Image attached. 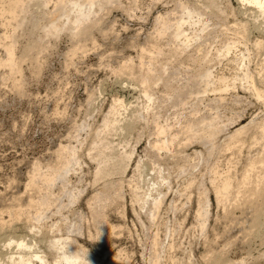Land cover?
<instances>
[{"label":"rangeland","instance_id":"rangeland-1","mask_svg":"<svg viewBox=\"0 0 264 264\" xmlns=\"http://www.w3.org/2000/svg\"><path fill=\"white\" fill-rule=\"evenodd\" d=\"M83 1L23 0L18 25L0 16V41L12 35L22 59L13 76L0 66V259L9 264L8 253L19 251L4 240L8 234L43 264L55 263L57 240H70L68 251L86 253L90 264H118L116 254H128L131 264H264V221L251 232L256 206L243 194L253 184L235 191L245 168L252 179L264 174V134L256 128H264V96L252 91L253 84L264 90V19L243 12L238 0H108L74 22V4ZM183 6L198 11L199 22L182 23L173 41ZM51 22L60 26L56 34L47 30ZM76 24L81 30L71 35ZM185 35L192 38L187 47L180 45ZM37 42L44 48L35 55ZM154 43L160 53L154 60L143 54L137 65ZM195 52L199 63L187 60ZM125 63L140 77L137 66H159L158 78L145 83L150 100L127 69L118 73ZM202 65L211 70L206 86L189 80ZM217 77L226 78V89ZM116 98L123 104L104 128ZM240 127L242 140L232 144ZM164 139L167 146L159 147ZM101 142L111 144L107 155L127 154L118 165L102 160L113 167L107 175L94 172ZM60 146L77 158L46 185L42 179L62 166ZM222 179L231 186L217 199ZM40 196L49 199L47 208L29 206ZM36 212L42 215L34 218Z\"/></svg>","mask_w":264,"mask_h":264},{"label":"bare ground","instance_id":"bare-ground-1","mask_svg":"<svg viewBox=\"0 0 264 264\" xmlns=\"http://www.w3.org/2000/svg\"><path fill=\"white\" fill-rule=\"evenodd\" d=\"M238 1L240 2V4L244 5L243 12L247 11V12H250V15L254 16L255 18L261 17L262 19H264V7H262V5H264V0H238ZM45 2H46V0H45ZM107 2H109V1L108 0H84L83 3H81V4H74V5H76V8H78V10H79L78 13L76 14V16L74 17V22H82L84 19L88 18L89 14H90L89 9L92 8L94 5L99 6V9H100V6L105 5V3H107ZM0 3H1L0 16L6 14L10 19L15 20L17 25L22 22V18L20 17L21 16L20 14L22 13L23 8H24L23 7V0H1ZM82 8L84 9L83 11L81 10ZM182 9L184 10L183 17H181L180 20L176 22V26H175L176 31L171 34V39L173 41H175L176 38L180 35V33H181L180 32V26L182 23L187 22L189 24H193V23L199 22V12L198 11H196L193 8H188L186 6H183ZM62 14L64 16H66L67 13L65 11H63L61 13V15ZM97 21H98V19H95V23H98ZM261 28L263 29L264 26H262ZM59 29H60V26H59L58 22H51L48 25L47 30L51 34L52 33L56 34ZM73 29L75 31H73V32L71 31V35H74V34H76L75 32H78V30H81L80 26L77 24L73 27ZM165 30H166V27L164 26V24H162L157 31L158 35L163 34L165 32ZM3 37L4 38L10 37V39H9V41H6V40L0 41V44L2 45L3 50H4V56L0 58V66L2 65L3 67L4 66L7 67V69H8L7 71L9 72V76H13L14 73H17V71H19V64L21 63L20 61H22V59L20 60L18 58H15V42L13 41V36L12 35L8 36L5 33L3 35ZM191 39H192L191 37H186V35H185V37H183V39L180 41V45L187 47L189 45V42ZM258 43L259 42H257L256 44H258ZM231 45H233V43H231L230 45L227 44L224 47V49L222 51L223 55H225L230 50ZM43 48H44V44L42 46L39 42H37L33 45V47H31V51H32V53L37 55L36 53L42 51ZM75 50H76V48H73V52ZM168 50L170 52H173V53H177V51H182L177 46H171L170 48H168ZM195 50L196 49H194V51ZM145 51H144V53L139 54L140 57L139 56L138 57L141 60H139V63L137 65H140L142 63V58L145 56L149 60H154V58L160 53L161 48H160V46H158L157 44L154 43L150 46V48L146 52ZM143 54H146V55L143 56ZM187 60H190L191 63H199V61H200L199 54L196 52L192 53V54H190V57L187 58ZM125 64H124V67H121V65H119L120 68L119 69L117 68L118 73H124L127 69L128 74L130 76H132L133 79L138 80L141 84L134 83L133 81H132V83L134 85L139 86V89L142 92L143 96L146 97L148 100H150V94L148 93L147 89L145 88V83L150 81L151 79H153L155 77L158 78V75H156V74H158L157 68H159V66L155 65V64L151 65L152 68L150 66L149 67L150 70L147 69L148 71H145V72L143 71L141 66H137L138 69L140 70V72L143 73V75L140 77L139 74H136V71L134 69V65L132 66L128 63L126 65ZM132 69H134V70H132ZM152 69H153V72H152ZM244 75L249 77L247 72H244ZM210 79H211V70L208 67H206L205 65H202L199 68H197L196 71L189 77L190 81H195L196 83L202 82L204 86H206V84L208 83V81H210ZM218 79L220 81H222L223 88L221 90L226 89L228 86V84L226 82V78L217 77L216 80H218ZM15 84H16V82H15ZM142 84H143V88L141 87ZM17 85H18V83H17ZM188 87L190 89L193 88L192 84H189ZM132 89L133 88H131V90ZM216 90H218V87L216 88ZM252 91H253V94L258 98L264 96V90H261L260 88H258L254 84L252 87ZM174 92L176 95H178L182 92V90L175 89ZM116 99H117L116 101H114L113 103L110 104L108 111H107L105 117L103 118L102 125L104 126V128H108V127H111L113 125L114 120H116V118H112V117H115L118 114L119 107L123 104V102H122L123 100H119L118 98H116ZM243 128L244 127H240L231 133V135L229 137L231 138L232 144L242 140L241 134L243 133V131H242ZM256 128H260L259 134H260V136H262L264 134V128L262 126H259V125H257ZM163 132H164V130L161 126L157 127V135H160ZM214 132H215V128H212L210 130L209 135H213ZM254 136L255 137L257 136V131H254ZM167 144H168V142H166L165 139L161 140L159 143V147L167 146ZM108 147H111V144H109L107 142H101L99 144L94 145V149L96 150L95 155L99 156V161H100L99 166L96 165V167H95V171H94L95 175H107V174H111L113 172V167L110 164H108L107 166L105 164H102L101 163L102 160L104 163L108 162V163H112L113 165H118L120 162L119 159L121 157L127 156L125 151L124 152L119 151L118 158L107 155L105 153V150ZM56 152H57V155L62 159V161H61L62 166L52 176L44 177L42 179L46 185H50L51 183H53V181L55 179H57L58 177H62L64 175V172L66 171L69 163L73 160H76V158H77L76 153L73 151V149L69 148L67 146H60L56 150ZM249 170H250V168L247 167L242 172L241 178L238 181L239 183L237 184L238 190L236 189L235 191L237 193L241 192V191H239V189H240L239 184H249V185L253 184L252 185L253 187L251 189L245 190L244 193L243 192L242 193L245 195L244 199L246 200L248 205L250 204L252 206V204H255L253 206H256V208H254L255 213L253 211L254 214L251 215V218H252L251 221H253L252 222L253 223L252 224L253 229L251 230V232H254L256 230V228L259 227L260 224L264 221V214H263L264 213V197H263L264 196V174L258 175L257 178L252 179L249 175ZM251 180H253V181H251ZM33 182H34V177L31 176V179H30V182L28 185H32ZM230 186H231V184H230L229 180L222 179L220 184L216 187L217 199H223L224 195L229 192ZM244 189H248V187L244 188ZM246 192H248V193H246ZM155 203H156V201H155ZM28 204H29V206L37 205L40 208H47L48 204H49V199L46 196H40L37 200L30 199ZM16 215H17L16 212H13V211L10 212V216H16ZM41 215H42V212H36L34 215V218H39ZM94 220H96V218H94ZM1 224L2 223H0V226H1ZM4 234H6V233H4ZM4 237H5L4 240L6 241V243L14 242L15 248H17L19 250L18 254L16 256H13L11 253H8V256L5 257L6 260L9 262V264H18V263L30 264L31 258H35V259L39 260V262H41V260L43 261V257L41 255H37V254L30 255L29 251L25 252V250L30 249V245H27V243L25 241H23L22 239L9 236L8 234H7V236H4ZM57 241L52 242L55 247H57L59 245V243ZM217 262L220 263L222 261L220 260ZM217 262L213 261L212 263L215 264ZM0 264H7V263L4 262L2 259H0ZM41 264H43V262H41ZM53 264H55V263H53Z\"/></svg>","mask_w":264,"mask_h":264},{"label":"clouds","instance_id":"clouds-1","mask_svg":"<svg viewBox=\"0 0 264 264\" xmlns=\"http://www.w3.org/2000/svg\"><path fill=\"white\" fill-rule=\"evenodd\" d=\"M69 245H72V242L65 240L55 248V264H90L86 253H82L78 249L68 251ZM115 260L118 264H131L132 258L128 254H116Z\"/></svg>","mask_w":264,"mask_h":264}]
</instances>
